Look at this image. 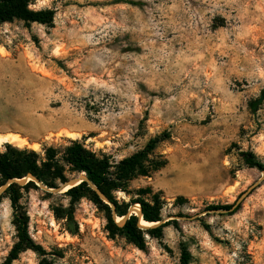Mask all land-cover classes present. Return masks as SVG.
Returning a JSON list of instances; mask_svg holds the SVG:
<instances>
[{
    "label": "rangeland",
    "instance_id": "1",
    "mask_svg": "<svg viewBox=\"0 0 264 264\" xmlns=\"http://www.w3.org/2000/svg\"><path fill=\"white\" fill-rule=\"evenodd\" d=\"M31 8L54 10L53 22L0 26V134L26 139L12 146L33 151L39 165L55 150L44 171L60 186V173L78 175L63 159L73 142L115 166L169 133L150 157L167 165L112 194L128 212L151 187L163 220L198 216L176 220L161 239L145 234L140 250L111 227V206L90 192L72 204L67 191L25 184L20 203L44 258L182 264L184 244L189 264H264L263 171L239 155L252 151L264 163V102L254 114L249 108L264 90V0H36ZM256 183L237 213L207 210L233 204ZM17 242L3 196L0 264ZM41 259L27 250L12 264Z\"/></svg>",
    "mask_w": 264,
    "mask_h": 264
},
{
    "label": "trees",
    "instance_id": "2",
    "mask_svg": "<svg viewBox=\"0 0 264 264\" xmlns=\"http://www.w3.org/2000/svg\"><path fill=\"white\" fill-rule=\"evenodd\" d=\"M36 0H0V26L7 22L14 20L24 21L25 23H38L48 25L53 22L55 18L54 10H34L31 6ZM264 102V90L259 98L250 102L249 108L254 114L259 110V107ZM171 137L169 133L151 139L146 146L133 154L132 156L123 159L119 164L113 166L108 160H99L94 153L88 150L83 144L73 142L65 150L64 160L70 166L72 172L78 174L86 173L88 178L102 191L112 203L116 206V214L118 217H123L127 213V209L121 208L117 200L113 196V192L124 191L126 192L129 183L138 177H151L152 173L158 172L167 165L166 160H153L154 151L158 145ZM6 151L0 153V187L8 180L23 178L27 175H33L38 178L45 186L49 188H56L55 184L48 180L45 174V169H52V161L56 159L57 153L53 149H48L47 160L42 165H39L38 158L33 151L21 150L13 147L12 144L5 145ZM240 157L242 161L249 168H255L264 171V163L252 151H241ZM114 169V170H113ZM58 179L64 183L67 178L63 173H60ZM34 182L27 183L32 185ZM20 185L11 184L5 193L0 197V202L3 196L9 198L11 207L13 209L14 221L18 232V242L14 245L3 264H12L17 260L21 253L32 250L38 254L42 259L40 264H51L49 260L44 258V251L37 245L29 235V218L23 212L20 203ZM87 191L92 194L96 201L104 203L98 194L87 184L81 183L79 186L69 189L66 195L71 197L72 204L81 198L82 192ZM139 198L135 203H139L143 218L147 222L162 221V207L163 202L159 194H154L151 187L139 190ZM142 195H152L150 200L143 198ZM234 202L228 205L210 206L208 211L224 210L230 211V215L237 213L242 204ZM107 208L109 206L105 204ZM182 214H179L181 216ZM71 217V215H70ZM138 218L132 215L123 225L115 222L113 217L109 218V223L121 235H124L131 243L136 245L140 250L146 249L145 234L150 235L152 238L161 239L164 234V229L174 224L178 227L176 220H170L165 224L151 228L148 230H141L138 227ZM208 228V226H206ZM192 260V255L181 244V263L189 264Z\"/></svg>",
    "mask_w": 264,
    "mask_h": 264
},
{
    "label": "water",
    "instance_id": "3",
    "mask_svg": "<svg viewBox=\"0 0 264 264\" xmlns=\"http://www.w3.org/2000/svg\"><path fill=\"white\" fill-rule=\"evenodd\" d=\"M262 180H264V171H263V176H262ZM29 182H34L37 186H39L40 188H42L44 191L49 192V193H63L66 192L68 190L66 189H71L74 187L79 186L81 183H87L97 194L98 196L107 204H109L112 208V213H113V219L115 220V222L119 225H123L125 224V222L132 216L135 215L138 218V227L141 230H148L151 228H155L158 226H161L163 224H165L166 222H168L169 220L164 219L162 221L159 222H154L156 223L153 226H144L142 225V220H144L143 218V214H142V210L140 205L138 204V208H136V206H131L128 210V212L122 217V220L120 222L117 221V214H116V206L114 203H112L110 201V199L102 192L100 191V189L94 185V183L88 178L86 173H82V174H78L76 176H73L71 178H68L64 183H62L60 186H57L56 188H49L47 186H45L38 178H36L33 175H27L23 178H19V179H11L8 180L5 184H3L0 187V197L5 193V191L7 190V188L11 185V184H17L20 186H23ZM258 183L254 184L253 186H251L244 194H242V196L239 198L238 200V204L244 202V200H246V198L249 196V194L256 189ZM66 190V191H65ZM230 211H223V210H215V212H219V213H229ZM198 216H194L193 218H184V217H180V216H174L171 217L170 220H193L194 218H197Z\"/></svg>",
    "mask_w": 264,
    "mask_h": 264
},
{
    "label": "bare ground",
    "instance_id": "4",
    "mask_svg": "<svg viewBox=\"0 0 264 264\" xmlns=\"http://www.w3.org/2000/svg\"><path fill=\"white\" fill-rule=\"evenodd\" d=\"M79 134H74V133H70L69 134V138H74V139H78ZM29 142L24 139L23 137H21L20 135L16 134V133H4V134H0V147L5 145V144H13L15 146L18 147H25ZM69 190V189H66ZM65 190V191H66ZM136 208H138V205L136 206ZM122 220V217H117V221L120 222ZM156 223H151V222H147V221H143L142 220V225L144 226H153Z\"/></svg>",
    "mask_w": 264,
    "mask_h": 264
}]
</instances>
